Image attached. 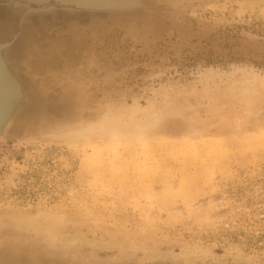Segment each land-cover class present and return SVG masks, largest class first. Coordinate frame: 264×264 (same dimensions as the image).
I'll use <instances>...</instances> for the list:
<instances>
[{
	"label": "rangeland",
	"instance_id": "1",
	"mask_svg": "<svg viewBox=\"0 0 264 264\" xmlns=\"http://www.w3.org/2000/svg\"><path fill=\"white\" fill-rule=\"evenodd\" d=\"M157 2L165 19L64 24L28 50L29 75L82 115L0 142V248L264 264V0Z\"/></svg>",
	"mask_w": 264,
	"mask_h": 264
},
{
	"label": "water",
	"instance_id": "2",
	"mask_svg": "<svg viewBox=\"0 0 264 264\" xmlns=\"http://www.w3.org/2000/svg\"><path fill=\"white\" fill-rule=\"evenodd\" d=\"M164 6L157 0H0V142L25 120H40L56 128L80 121L82 110L75 100L47 94L27 72L25 56L46 32L88 20L165 19ZM0 264L53 262L15 255L3 247Z\"/></svg>",
	"mask_w": 264,
	"mask_h": 264
},
{
	"label": "bare ground",
	"instance_id": "3",
	"mask_svg": "<svg viewBox=\"0 0 264 264\" xmlns=\"http://www.w3.org/2000/svg\"><path fill=\"white\" fill-rule=\"evenodd\" d=\"M155 123H156V122H155ZM150 124H151V123H150ZM150 124H149V125H150Z\"/></svg>",
	"mask_w": 264,
	"mask_h": 264
}]
</instances>
